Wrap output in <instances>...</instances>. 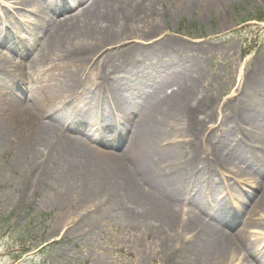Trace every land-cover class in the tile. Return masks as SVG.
<instances>
[{
  "label": "rangeland",
  "instance_id": "374dc122",
  "mask_svg": "<svg viewBox=\"0 0 264 264\" xmlns=\"http://www.w3.org/2000/svg\"><path fill=\"white\" fill-rule=\"evenodd\" d=\"M55 1L60 5L64 3ZM136 1L124 7L127 11L138 7L132 26L149 29L157 17L161 30L157 32L162 33L166 41L180 42L194 51L181 54V63L196 62L193 69H179L175 75L159 77L169 94L182 91L186 95L185 111L191 118V123L181 127L182 140L170 137L162 139L159 145L167 152L176 141L185 148V157L194 145L195 164L198 166L203 161L205 167L200 169H206L205 173L195 171L192 174L191 186L195 194L205 201L208 212L218 218L216 221L221 213L231 210L229 199L233 198L237 207L239 197V201H248V206L239 205L245 212L236 215L229 227L222 228L237 233L243 224H249L251 229L248 228L245 239L260 249L264 242V225L250 224L246 213H252V205L260 197V185L264 186V173L259 171L264 163V141H258L260 137L255 138L254 133L264 135V23L253 18L257 12L264 11V0H144L137 4ZM89 2L85 0L73 9L66 6L58 16L75 15L81 9L79 6L84 7ZM15 6V0H0L1 30H9L14 36V44L20 47L17 54L0 48L1 54L9 57L5 67L0 69V126L7 130L5 142L0 145V264H193L182 253L196 238L192 240L191 235L184 236L179 231L189 217L188 207H177L164 196H156L153 202L142 205L122 200L126 193L121 190V180L116 184L118 191L113 198L108 187L99 180L81 185L84 173L76 172L74 178H69L68 173L64 174L56 165V158L49 150L36 149V160L22 154L21 150L26 152L34 139V129L25 127L22 111H26L27 119L34 126L46 122L44 109L48 108L46 98L51 84L61 82L64 73L75 72L76 66L62 54L64 47L56 52L51 48L58 42L52 40L50 33L53 19L58 17L52 10H47L41 19L28 13L25 19L18 21L21 23L18 26L8 22L12 13L9 9L14 10ZM5 11L9 12L4 20L1 16ZM39 21L42 26H38ZM113 25L119 28L121 23L113 22ZM108 26V22L102 21L93 29L102 32ZM26 51L30 54L26 55ZM179 61L176 59L172 63L165 59L164 63L176 65ZM161 62L143 65L139 60L141 67L147 70L143 80L147 73L154 77L153 68ZM81 70L80 86L76 90L72 87L73 98L69 101L81 111L95 105L92 112L98 115V108L102 107L92 102L101 72L95 66ZM118 73L111 83L122 79L129 85L137 83L129 75ZM12 90L23 93L24 98L34 92L33 97L44 101L43 109H34L31 102L15 106L9 98ZM61 90L62 93L66 90L65 85ZM128 92L124 89L126 98ZM60 100L54 102L57 109L63 108L58 104ZM246 104L257 108L254 123L236 118L241 113V106ZM117 118L96 121L98 128L111 129L104 134H92L94 142L97 141L92 146L104 161L107 152L118 153L117 145L121 141L119 114ZM200 121L205 122L204 132L197 131L192 135ZM77 122L78 119H74L72 124ZM115 131H118L116 136ZM71 136L83 138L76 133ZM107 140L109 144L102 143ZM224 141L228 143L227 149H220L219 143ZM252 144L257 148L255 158L250 159ZM113 145L115 148L107 147ZM214 158L217 163L233 162L240 170L235 173H238L235 181L240 182L229 183L228 175L211 178L214 169L209 164ZM242 158H249L245 162L247 169L242 168ZM172 159L175 158L164 156L155 166L157 171L170 169L168 164ZM40 166L47 173L42 172ZM133 172L130 168L128 173L132 179ZM133 187L141 191L143 184L133 179L131 190ZM254 216L256 223L264 222V209L255 212ZM207 219V222H214L211 216ZM231 247L236 246L232 243ZM240 263L235 258L229 264Z\"/></svg>",
  "mask_w": 264,
  "mask_h": 264
},
{
  "label": "bare ground",
  "instance_id": "6f19581e",
  "mask_svg": "<svg viewBox=\"0 0 264 264\" xmlns=\"http://www.w3.org/2000/svg\"><path fill=\"white\" fill-rule=\"evenodd\" d=\"M62 1L64 3L60 5L61 3L59 4L55 0H15V9H9L12 13L8 17V22L10 20L20 26L21 23L18 21L25 19L28 13L37 15L41 19L47 10H52L54 15L58 16L66 10V6L73 9L85 0H75L70 3L60 0V2ZM132 1L135 0H90L88 4H85L86 6H79L81 9L75 15H69V17L59 15L53 19L50 33L52 40L55 39L58 42L53 43L51 48L56 52L64 47L61 51L62 54L74 63L76 69H74L75 72L64 73L61 82L51 84L46 98L48 108L44 109L47 121L41 122V126L37 127L31 124L27 119L26 111H22L25 116V127L33 128L35 131H32L34 133L33 143L31 142L30 147L25 149L26 152L21 150L22 154H27V157L36 160L35 154H38L36 149L49 150L53 158H56V165L64 174L68 173L69 178H74L73 173H84L86 175L83 177L81 185L87 186L91 182L99 180L104 187H108L107 191L113 198L118 191L116 184L121 180V190H125L127 195L125 197L124 194L122 200H132L142 205L153 202V198L156 196L161 198L164 196L171 199L177 207L182 205L188 207L187 215L189 217L179 227V231L184 236L191 235L192 240L196 238L182 253L184 258L193 264H229L235 258L241 261L240 264H264V242L260 249H256L253 242L249 244L245 239L246 232L250 228L249 224H243L237 233H229L228 230H225L236 215L245 212L239 205L248 206V201H239L241 198L239 197L237 207L234 199H229L231 210L221 213L220 219L216 221L218 218L210 213L211 211L208 212L205 201L198 196V193L195 194V190L191 186L192 174L195 171L201 173L206 171V169H200L205 167V162L202 161L198 166L195 164L196 156L192 155L195 151L194 145L191 147L192 150L187 151L186 157L184 155L185 148L179 146L176 141L167 152H163V146L159 145L163 141L162 139L170 137L182 140V136H184L183 131H180L182 125L191 123V118L184 106V102H188L186 95L182 91H171L169 94L164 83L159 81V77L164 79L169 74L175 75L179 69H193L196 62L181 63L180 55H187L194 51L180 42L166 41V38L161 36L162 33L157 32L161 31L157 24V17L153 19V25L149 29L140 30L133 27L132 23L138 7L135 6L128 11L124 8ZM143 1L138 0L136 4ZM4 6L6 9L9 8ZM9 11H5L6 13L1 18L5 20V15ZM102 21L108 22V28L105 27V31L102 32L100 29L94 31L93 26ZM113 22L121 23L120 27L116 28ZM1 25L0 21V48L17 54L20 47L14 44V36L9 30L2 31ZM38 26H42V22L39 21ZM7 29L9 28L7 27ZM25 54L29 55L30 51H26ZM165 59H170L172 63L176 59H180V61L176 65H167L164 63ZM7 60L9 57H4L0 51V69L5 67ZM139 60L143 65L157 62V60L163 62L153 68L154 77H149L147 73L143 80L142 76L147 70L141 67ZM36 62L34 60V63ZM89 66H95L101 72L100 84H97L96 97L92 102L93 105L99 104L98 106L102 107L98 108V115L92 112L95 105L81 111L72 106L69 101L73 98L72 87L74 86L76 90L80 86L82 67ZM118 71L136 79L137 83L132 82L129 85L124 82V79L111 83L112 77L119 74ZM64 85L66 90H63L62 93L61 89ZM124 89L129 91L127 98L124 96ZM16 92L17 90H12L9 95L10 101L15 106L19 107L22 103L31 102L30 105H33L34 109H43L44 101L33 97L34 92L27 95L26 98L23 97V93L21 95ZM56 100H60L58 104L63 106L62 109H57L54 105ZM51 102L53 103L51 104ZM49 104L51 106H48ZM240 109L241 113L236 118L254 123L253 115L257 113V108L252 104H246ZM117 113L121 118L119 123L121 141L117 145L118 153L107 152L105 154L107 160L104 161L92 146L97 142H94L92 134L99 135L101 132L104 134L106 130H110L111 128L106 130L98 128L96 121L102 120V118L117 120ZM74 119H78L79 122L72 124ZM204 123L200 121L198 125H195L192 135H194L193 132H202ZM117 132L115 131L113 134L116 136ZM74 133L83 138L71 136ZM254 133H256L255 138L260 137L258 141H264V135H261V132ZM6 137L7 130L0 126V145L4 144ZM102 143L109 144L110 142L107 140ZM227 144L225 141L219 143L220 149H227ZM107 147L115 148V145ZM256 148L254 146L253 151L251 150L250 159L255 158L254 150ZM164 156L175 159L170 160V164H168L170 169L167 171L162 169L163 171L158 172L155 166ZM248 159L242 158L244 161L242 168H248L245 163ZM209 165L214 169L211 178L214 175L220 178L228 175L229 183L240 182L235 181L240 170L236 165L234 166L233 162L217 163L214 158ZM160 166L162 167V164ZM130 168L134 169L133 179L140 185L143 184V191L134 187V191L131 190L133 179L128 173ZM40 170L47 173L44 167L40 166ZM259 171L264 173V163ZM236 172L238 173L235 174ZM250 174L255 175L254 172H250ZM218 181L223 182V180ZM239 185L243 186L244 190L247 189L244 185ZM260 186L262 187L260 197L252 205L254 208L252 213L264 209V186ZM195 213H198L199 216L195 217ZM252 213H246L249 223L262 227L264 222L256 223V217ZM210 216L214 222H207V218ZM171 217L173 216L171 215ZM222 226H225V229ZM232 243L236 246L234 249L231 247ZM195 254H197L196 258Z\"/></svg>",
  "mask_w": 264,
  "mask_h": 264
},
{
  "label": "trees",
  "instance_id": "16d2710c",
  "mask_svg": "<svg viewBox=\"0 0 264 264\" xmlns=\"http://www.w3.org/2000/svg\"><path fill=\"white\" fill-rule=\"evenodd\" d=\"M253 18H254L255 20H257L258 22H264V11H263V12H262V11L257 12V13L253 16ZM253 18H252V20H253Z\"/></svg>",
  "mask_w": 264,
  "mask_h": 264
}]
</instances>
